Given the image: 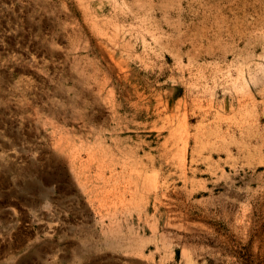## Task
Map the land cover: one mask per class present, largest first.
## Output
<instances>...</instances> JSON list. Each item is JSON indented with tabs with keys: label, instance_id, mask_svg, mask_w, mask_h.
<instances>
[{
	"label": "rangeland",
	"instance_id": "rangeland-1",
	"mask_svg": "<svg viewBox=\"0 0 264 264\" xmlns=\"http://www.w3.org/2000/svg\"><path fill=\"white\" fill-rule=\"evenodd\" d=\"M0 264H264V0H0Z\"/></svg>",
	"mask_w": 264,
	"mask_h": 264
}]
</instances>
